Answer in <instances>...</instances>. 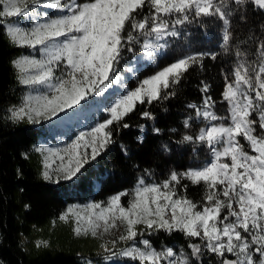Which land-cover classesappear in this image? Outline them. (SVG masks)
I'll list each match as a JSON object with an SVG mask.
<instances>
[{
	"label": "snow or ice",
	"instance_id": "snow-or-ice-1",
	"mask_svg": "<svg viewBox=\"0 0 264 264\" xmlns=\"http://www.w3.org/2000/svg\"><path fill=\"white\" fill-rule=\"evenodd\" d=\"M249 2L264 9V0H0V29L12 44L40 54L12 61L18 83L29 91L19 105L8 109V118L29 124L75 119L90 98L103 95L113 83L125 87L117 75L125 52H134L139 44L153 58L151 49L163 47L157 42L178 35L175 26L191 19L222 21L221 47L227 50L233 39L230 17ZM205 55L216 58L213 53L188 54L135 88H125L103 122L79 131L63 148L35 147L43 158V180L59 184L78 178L114 143V131L130 127L122 121L137 104L174 96L172 89ZM235 55L247 58L224 75L221 99L227 115H219L216 101L205 95L202 105H188L194 116L183 121L188 132L180 143L205 146L213 157L207 164L183 173L173 171L161 183L147 184L141 177L133 193L123 191L104 203L69 207L59 217L65 222L74 219L77 236L97 237L122 226L118 239L128 246L117 252L116 240L111 248L102 245L110 254L105 259L121 256L138 264H190L183 252L177 255L171 247L158 251L142 238L145 233L175 231L201 241L188 244L192 257H202L206 251L218 264H264V38L252 52L255 59L240 50ZM201 91L207 93L208 86ZM141 115L155 119L149 111ZM197 121L203 126L193 132ZM182 179L203 185L199 205L177 193ZM129 195L132 198L123 203ZM141 225L143 231H138ZM40 246L47 242L38 241Z\"/></svg>",
	"mask_w": 264,
	"mask_h": 264
},
{
	"label": "trees",
	"instance_id": "trees-1",
	"mask_svg": "<svg viewBox=\"0 0 264 264\" xmlns=\"http://www.w3.org/2000/svg\"><path fill=\"white\" fill-rule=\"evenodd\" d=\"M244 7L241 12L237 10L238 18L230 21L233 39L226 51L214 45L217 26L211 28L208 18L201 21L190 17V23L175 26L179 34L168 37L169 47L152 61H148L139 44L135 45L134 52H125L117 72L125 87L113 83L103 95L90 98L76 117L78 120L75 118L64 123L29 124L26 120L13 122L8 118V109L19 105L29 91L18 83V72L12 61L23 55L40 58V54L12 44L0 29V264H138L121 256L105 259L110 254L102 245L111 248V241L116 240L113 251L117 252L128 246L118 239L123 233L122 226L120 234L113 239L77 236L73 231L74 219L65 222L59 217L69 207L104 203L123 191L133 193L141 177L147 184L161 183L173 171L183 173L211 157L212 153L205 146L180 143L188 132L183 121L194 116L188 105H202L205 95L216 101L214 110L219 115H227V105L221 99L224 75L235 67L237 50L255 59L252 52L259 39L264 38V9L251 2ZM168 19L171 21L174 17ZM196 52L213 53L216 58L205 55L200 64L190 67L182 82L172 89L175 95L171 98L152 104H137L122 121L130 127L114 131V143L86 165L78 178L59 184L43 180V158L35 147L57 145L56 133L63 126L71 134L77 128L83 130L86 125L103 122L109 116L105 104L108 97L115 100L124 94L125 88H135L140 81L163 67ZM204 85L208 86L207 93L201 91ZM144 111L151 112L155 119L143 118L141 113ZM202 126L197 121L192 131L196 132ZM156 128L159 133L154 131ZM241 142L247 148V143ZM101 177L102 182L98 180ZM181 185L177 187L178 194L187 196L198 205L202 202L203 185L183 179ZM131 198V195L123 197L122 202L127 204ZM57 229L66 233L64 240L56 241L50 233ZM138 231H143L142 225L138 226ZM142 238L149 239L158 251L167 247L173 248L177 255L186 251L191 264H218V259L206 251L202 257L191 256L188 244L201 243L198 238H189L175 231L171 234L164 231L145 233ZM44 239L47 246L37 247V242Z\"/></svg>",
	"mask_w": 264,
	"mask_h": 264
},
{
	"label": "rangeland",
	"instance_id": "rangeland-1",
	"mask_svg": "<svg viewBox=\"0 0 264 264\" xmlns=\"http://www.w3.org/2000/svg\"><path fill=\"white\" fill-rule=\"evenodd\" d=\"M245 9V7L244 6H242L238 11L239 12H241V11H243ZM238 17H237V10L236 11H233V13H232V16L230 17V21H234L235 19H237ZM209 19V23H210V27L212 28L213 26H217L216 27V29H215V31H217L216 32V34H217V40L215 41V43H214V45H216V46H218L220 49H223V50H225L224 48H222L221 47V45H222V43H223V41H222V33H223V28H224V25H223V22L222 21H220L218 18H208ZM220 23V24H219ZM177 28H175V30H176ZM169 30L171 31V30H173L172 29V27L169 25ZM220 34V35H219ZM168 37H170V36H166L164 39L165 40H160V41H158L157 43H159L160 45H163V47H160V48H156V49H151V51H153V53H154V56H153V58H149V57H147V55H146V58L148 59V61H152L155 57H156V55L158 56V55H160V54H162L164 51H166L167 50V48L169 47V44L167 43V42H169L170 40H167L168 39ZM151 39V38H150ZM226 51V50H225ZM242 58H245V57H237V60L239 61L240 59H242ZM119 98V97H118ZM118 98H116L115 100L114 99H112L111 97H108L107 99H106V102H105V104H106V107H107V109L108 108H110L114 103H115V101L118 99ZM77 120L79 119V118H76ZM78 124L80 125L81 124V122L79 121L78 122ZM91 127H93V126H88V125H86V126H84L83 127V130H89ZM79 131H81V129L79 128H77V131L74 133V132H71V134H70V132H69V130L66 128V126H63V127H61V128H59L58 129V131H57V137L59 138V142H58V144L57 145H55V146H53L52 148H63L66 144H68L70 141H71V139L72 138H74V136H75V134H77ZM213 157H212V154H211V157L207 160V161H205L204 163H202V164H195L194 166H192V168L191 169H193V168H199V167H202V166H204L205 164H207L211 159H212ZM120 230H121V226L120 227H118L117 229H113L110 233H108V234H103V235H98L99 237H102L103 239H113L114 237H116L117 235H119L120 234ZM50 233H52L54 236H55V239H56V241H61V240H64V238H65V232H62V230L61 229H57L56 231H51ZM67 238V237H66ZM44 241H46L47 242V240H45L44 239ZM49 244V243H48ZM184 254H185V256H187V258L189 259V262H190V264H191V261H190V256L187 254V252L186 251H182Z\"/></svg>",
	"mask_w": 264,
	"mask_h": 264
}]
</instances>
